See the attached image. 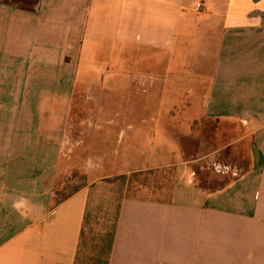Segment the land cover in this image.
Instances as JSON below:
<instances>
[{
    "label": "crops",
    "instance_id": "crops-1",
    "mask_svg": "<svg viewBox=\"0 0 264 264\" xmlns=\"http://www.w3.org/2000/svg\"><path fill=\"white\" fill-rule=\"evenodd\" d=\"M189 2L0 0V56L9 27L20 35L47 33L38 37L44 48L51 33H68L81 52L86 39L94 37L170 51L178 38L204 31L220 45L211 67L199 62L197 73L177 82L147 77L139 83L140 94L190 96L179 110L168 111L186 114L181 122L189 128L188 138H195L199 123L216 122L202 145L221 142L202 156L184 158L173 130L184 127L179 122L162 133L171 148L157 154V164L141 162L93 182L53 208L50 201L36 215L33 208L23 212L19 196L34 188V172L23 184L18 174L14 177L13 163L6 174L4 145L12 146L18 137L4 138L3 127L0 264H264V0H208V8L197 4L199 20L189 14ZM1 90L3 97L14 89ZM149 106L143 103L140 110L157 111ZM143 123L141 139L152 132ZM220 156L227 177L207 167ZM151 158L130 153L125 159ZM201 164L204 168L197 169Z\"/></svg>",
    "mask_w": 264,
    "mask_h": 264
},
{
    "label": "rangeland",
    "instance_id": "rangeland-1",
    "mask_svg": "<svg viewBox=\"0 0 264 264\" xmlns=\"http://www.w3.org/2000/svg\"><path fill=\"white\" fill-rule=\"evenodd\" d=\"M197 4L210 6L208 0H190L187 10L195 20L203 17ZM46 34L20 35L9 27L4 32L0 56V93L2 87L5 94L7 87L14 89L10 95L0 97V133L4 127V138L11 136L7 139L14 141L18 137L12 146L4 145L8 165L5 170L13 163L14 177L19 175L20 184L29 171L35 174L34 188L19 195L23 212L33 208L36 215L42 214L50 201L49 207L53 208L93 182L140 167L141 162L157 164L160 160L157 154L171 148L165 145L162 133L179 122L184 127L173 130L181 142L184 158L202 156L219 147L221 142L216 138L206 149L202 145L218 127L216 122L199 123L195 138H188L189 128L181 122L186 121V114L168 111L174 106L179 110L178 105L186 104L190 96L140 94L143 89L139 83L147 77L167 76L177 82L197 73L202 67L199 62L211 67L218 59L220 45L206 37L204 31L195 30L187 39L178 38L170 51L94 37L86 39L81 52L79 41L68 33H51V43L44 48L38 37ZM153 61L163 65L151 64ZM187 81H182L186 84L184 89L188 87ZM143 103L157 111L142 112ZM143 120L152 132L141 139ZM194 147L193 152L190 149ZM130 153L152 158L125 159ZM221 160L220 156L207 167L227 177ZM204 166L201 164L197 169Z\"/></svg>",
    "mask_w": 264,
    "mask_h": 264
},
{
    "label": "trees",
    "instance_id": "trees-1",
    "mask_svg": "<svg viewBox=\"0 0 264 264\" xmlns=\"http://www.w3.org/2000/svg\"><path fill=\"white\" fill-rule=\"evenodd\" d=\"M78 191V190H77ZM77 191H75V192H77ZM74 192V193H75ZM74 193H72V194H74ZM72 194H70V195H68L67 197H65V198H63L62 200H60L58 203H57V205L58 204H60L61 202H63L64 200H66L67 198H69Z\"/></svg>",
    "mask_w": 264,
    "mask_h": 264
},
{
    "label": "built area",
    "instance_id": "built-area-1",
    "mask_svg": "<svg viewBox=\"0 0 264 264\" xmlns=\"http://www.w3.org/2000/svg\"><path fill=\"white\" fill-rule=\"evenodd\" d=\"M198 8H199V9H201V6H200V5H198Z\"/></svg>",
    "mask_w": 264,
    "mask_h": 264
}]
</instances>
